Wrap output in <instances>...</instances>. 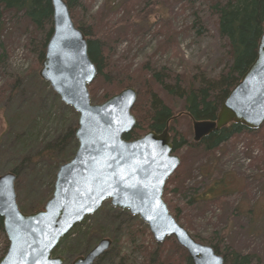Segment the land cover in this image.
Wrapping results in <instances>:
<instances>
[{"label": "rangeland", "instance_id": "rangeland-1", "mask_svg": "<svg viewBox=\"0 0 264 264\" xmlns=\"http://www.w3.org/2000/svg\"><path fill=\"white\" fill-rule=\"evenodd\" d=\"M83 1L77 16L79 19L84 18L86 22L87 11L91 15L98 14L107 4L104 3L105 0ZM148 1L146 12H151L150 15L141 10L145 0H111L109 3L111 9H107L106 41L109 43V51L115 56V66H122L123 71L119 74L107 71L116 76L110 86L98 84V75L96 76L89 85L91 90V85L96 83L92 87L96 92L97 102L91 99L92 103H101V97L108 91L113 92V96L128 87L137 90L135 86H128L117 91V83L129 81V78L141 84V81H145V76L150 77V74L159 71L184 76H188L191 71V76L197 72V76L201 74L211 78L224 69L227 44L218 32L217 17L209 8V0ZM125 2L138 8L131 15V23L123 18L124 8L120 9ZM83 9L87 11L82 12ZM102 13L107 14L104 11ZM116 22L118 28L115 27ZM127 24H134L137 33L134 31L125 36L119 35L117 30L121 32ZM195 24L201 27V33L194 28ZM0 30V91L6 86L2 96L0 95V174H3L23 161L24 155H19L12 147V144L17 143L14 142L17 134L23 135L20 139H24L25 134L33 132L40 142H53L70 126L75 130L79 115L72 107L64 104L50 84L39 76L42 62L38 63L35 54L39 40L46 32H35L29 21L16 12L5 13L0 21ZM147 64L150 65L149 69H146ZM15 80H19L18 90L9 98ZM39 80L43 83H39ZM35 82L38 83V92L34 87ZM162 98L175 111V127L178 132L189 142H196L192 121L184 116L181 103L164 93ZM138 99L139 92L134 107ZM133 109L132 113L135 115ZM263 126L264 124L258 130H252L253 132L235 136L214 155L195 154L188 146L179 150L176 153L181 158L179 172L175 176L177 169L169 178L171 181H167L165 187L168 190L163 196L172 213L178 208L182 209L180 224L192 236H199L200 242L212 240L214 244L219 243L223 251L229 249L243 256L249 255L252 258L251 264H264ZM67 144L70 149L73 145L71 138ZM35 165L28 169L22 180L17 176V201L22 209L29 204L43 205L44 209L54 191L52 169L55 163L37 161ZM191 187L197 189H188ZM176 188L187 189L186 196L174 193ZM201 195L205 200L188 206L189 199H201ZM214 198L222 200V203L218 205L215 201H209ZM119 211L111 206L110 201H106L95 214L87 216L81 222L84 224L77 231L88 234L92 248L101 239L109 238L113 241L112 246L120 249V257L125 258L127 264H144L143 246L153 245V250L157 243L148 226L138 216H132L126 210L125 213ZM129 215L138 218V224ZM127 221L132 227H128ZM141 223L147 231L139 227ZM77 235L79 233L71 236L66 247L73 246ZM5 237L7 239L6 234L0 232V254L4 249ZM57 255L65 258V264H72L77 257L53 254ZM117 262V259H106L99 264H118Z\"/></svg>", "mask_w": 264, "mask_h": 264}, {"label": "water", "instance_id": "water-1", "mask_svg": "<svg viewBox=\"0 0 264 264\" xmlns=\"http://www.w3.org/2000/svg\"><path fill=\"white\" fill-rule=\"evenodd\" d=\"M51 1L53 33L39 76L78 113L74 130L78 148L59 167L43 210L23 212L17 201V174H0V216L9 242L0 264H65V258L53 256V251L106 201L138 216L156 243L173 237L194 264H224V257L213 246L197 241L164 201L166 183L181 165V158L173 153L169 123L162 133L124 138L137 123L132 113L137 90L128 87L103 103H92L89 85L98 69L89 56L87 38L76 26L66 0ZM231 123L249 130L264 124V24L257 57L222 103L216 120L192 119L194 141ZM112 243L101 239L72 264H95Z\"/></svg>", "mask_w": 264, "mask_h": 264}, {"label": "trees", "instance_id": "trees-1", "mask_svg": "<svg viewBox=\"0 0 264 264\" xmlns=\"http://www.w3.org/2000/svg\"><path fill=\"white\" fill-rule=\"evenodd\" d=\"M66 2L69 6L76 26L85 34L87 38L89 56L98 69V84L105 83L110 86L114 82L113 77L115 75L113 76L107 73V71L110 73L112 72L113 74L114 72L119 74L123 71L122 66H115V61L113 60L115 59V56L111 51H109V43L106 41L108 38V35L106 34L108 27L107 9H111V5H109L111 0H105L104 3L107 4L104 5V8L101 12L95 15H91L87 10L83 9L82 12L87 11L85 18L88 22H86L84 18L79 19L77 16L78 10L83 6V0H66ZM209 2H211L209 3V8L217 17L218 32L227 44V62L224 69L216 77L211 78H206L201 76V74L197 76V72L194 74V76H191V71H189L188 76L181 74L173 75L169 74L168 72L159 71L150 74V77L145 76V81H141V84L133 82L130 78L128 79L129 81H119L117 83V91L123 89L124 87L135 86L139 92V99L133 109L137 118V123L132 131L124 136L126 140L139 139L150 131L162 133L169 123V132L171 134V141L173 144V153L176 154L179 152V150L188 146L189 149L195 154L202 153L204 156H209L214 155L217 151H220L221 148L225 144L229 143L235 136L243 132H253L241 124L231 123L223 127L221 130L215 131L206 136L200 142H189V140L184 135H181L175 127L176 114L173 107L167 104L162 98V93H164L167 95V97L178 100L181 103V111L183 112L184 116L191 121L192 119L216 120L222 103L227 98L230 91L241 80L243 74L249 69L257 57L258 44L262 35L264 24V0H209ZM148 4V0H145L143 6H141L142 3L138 4L141 6L142 12L146 13V15L151 14V12H146ZM123 8V18L127 19V22L131 23V15L135 11L137 12L138 8H135V6L132 7L131 3L126 2L122 4L120 9ZM103 11L107 12V14H103ZM9 12H16L23 15V18L28 20L33 26L35 32H46V34H44V36L39 40L37 53L35 54V58L37 59L38 63H41L45 56L47 43L53 33L52 1L0 0V21L3 19L5 13ZM115 27L118 28V22H116ZM194 28L198 31V33H201L202 29L200 26L195 24ZM134 29V24H127L124 26L121 32L117 30V33H119V35L125 36L128 35L129 32L133 33L135 31ZM1 59L2 56H0V63ZM149 68L150 65L147 64L146 69ZM125 78L126 77H124V79ZM18 81L19 80H15L12 86L14 88L11 90L9 98L17 93L19 86ZM39 83H43V81L39 80ZM95 84L96 83L91 85V90H89L91 91V99L94 101H96V92L93 90ZM5 87L1 88V96L3 91L6 89ZM34 87L38 92L37 82L34 83ZM53 94L55 93L53 92ZM112 94L113 92L108 91L101 97L99 102L103 103L109 99ZM11 126L12 122L10 127ZM9 131L10 129H8V132ZM20 135H16V140L14 142L17 143L12 144V147L17 150L16 153L19 155H24V158L22 163L14 165L10 171L15 172L18 176V179L22 180V178L28 173V169L36 166L35 164L37 161H39V163H55V166L52 169L54 172L52 174V184H54L55 175L59 167L71 160L78 148V142L75 137L74 128L70 126L68 129H66L65 133L60 135L55 141L46 143L40 142L38 136H36L33 132L25 134L24 139H20L23 136ZM69 138H71L73 143L70 149L67 148V141ZM178 172L179 169L175 173V176ZM170 181L171 179L168 180V182ZM188 189L197 188L191 187ZM167 190V187H165L164 195H166ZM173 192L181 194L185 197L187 194V189L182 190L180 188H176L173 190ZM200 198L201 199H189L187 201L188 206L196 204L197 202L200 203L205 200L202 198V195ZM209 201H215L218 205L222 203V200L215 198L209 199ZM23 208L24 209L20 208L22 211L24 210L23 212L33 213L42 210L43 205L31 206L29 204ZM121 212L125 213V211ZM172 214L180 223L182 209L178 208ZM130 218L136 223L139 221L138 218L131 216ZM83 224L84 223L78 224L75 227L76 229H73L74 231L72 230L68 235H66L62 239L59 246L53 251V254H63L64 256L68 255L72 258H75L76 256L84 255L89 252L93 244L88 238V234H83V231H77L82 227ZM142 225L143 223H141L139 226L141 229L143 228ZM129 226L132 227L130 222L128 224V227ZM145 230L147 231V228ZM0 232L5 235L3 218L1 216ZM75 233H79V235L76 236V239H74L75 243L73 246L66 247V243ZM99 236L100 235H98V238ZM193 237L200 241L199 236L193 235ZM202 242H209L208 244L213 246L216 252L224 257V264L252 263V258L249 255L243 256L237 251H232L229 249L223 251L220 244H214L212 243V240H202ZM152 247L146 245L143 246L144 264H194L186 250L182 248L173 237H168L164 243L155 244L153 250L151 249ZM7 248L8 241L5 237V245L3 252L0 254V260L5 255ZM119 250L120 249L114 247L113 245L111 250L101 257L96 264H99L106 259H117L119 260V262H117L118 264H127L125 258L120 257ZM69 259L71 260V258Z\"/></svg>", "mask_w": 264, "mask_h": 264}]
</instances>
